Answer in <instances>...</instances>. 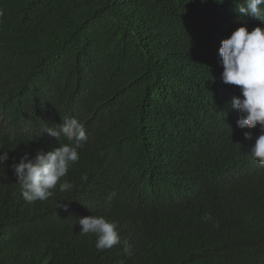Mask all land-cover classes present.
Returning <instances> with one entry per match:
<instances>
[{"label":"trees","instance_id":"obj_1","mask_svg":"<svg viewBox=\"0 0 264 264\" xmlns=\"http://www.w3.org/2000/svg\"><path fill=\"white\" fill-rule=\"evenodd\" d=\"M221 2L0 0V264H264L258 136L218 56L257 20ZM65 118L89 135L72 188L29 203L12 165L69 143L45 133ZM93 215L131 255L79 233Z\"/></svg>","mask_w":264,"mask_h":264},{"label":"clouds","instance_id":"obj_2","mask_svg":"<svg viewBox=\"0 0 264 264\" xmlns=\"http://www.w3.org/2000/svg\"><path fill=\"white\" fill-rule=\"evenodd\" d=\"M218 2L223 3L221 0ZM231 12L236 17L252 16L257 24L250 31L247 25H242L221 41L218 49L223 70L221 80L225 84L239 86L241 95L233 97L231 108L242 114L236 121L237 126L241 129L252 128L254 135L258 136L249 151L251 157L264 166V0H244ZM45 133L57 141L64 137L69 143H61L47 151L39 150L31 158L29 153H25L19 163L12 165L21 194L29 203L53 197L57 186L61 192L72 188V184L64 178L70 167L79 161L78 150L89 139L84 124L76 118H65L55 128H47ZM245 138H250L247 132ZM8 158L7 151L0 154V166ZM259 164L255 166L259 168ZM57 207L67 210V204L60 203ZM204 219L211 221L212 217L207 215ZM78 223L81 235L96 236L97 251L122 245L124 254H132L131 244L127 239H121L116 222L93 215L79 218Z\"/></svg>","mask_w":264,"mask_h":264},{"label":"bare ground","instance_id":"obj_3","mask_svg":"<svg viewBox=\"0 0 264 264\" xmlns=\"http://www.w3.org/2000/svg\"><path fill=\"white\" fill-rule=\"evenodd\" d=\"M240 16V15H239ZM243 16V15H242ZM237 21H238V16H237ZM237 23V22H236Z\"/></svg>","mask_w":264,"mask_h":264}]
</instances>
